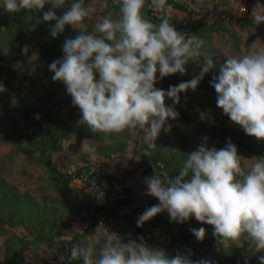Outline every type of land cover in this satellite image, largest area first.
<instances>
[{
  "label": "rangeland",
  "instance_id": "rangeland-1",
  "mask_svg": "<svg viewBox=\"0 0 264 264\" xmlns=\"http://www.w3.org/2000/svg\"><path fill=\"white\" fill-rule=\"evenodd\" d=\"M184 1L199 11L173 6H183ZM71 2L66 0L65 7ZM104 2L95 0L91 19L77 30L66 26L55 38L50 34L55 21H43V13L51 5L42 10L22 9V30L28 40L22 46L10 14L0 9V84L6 88L0 93V264H64L66 260L83 264L82 259L68 257L71 248L91 244L98 252L110 233L119 234L123 243L139 242L137 238L142 236L149 246L162 248L169 257L179 253L210 264H241L246 256L262 255L249 253L246 244L224 249L218 245L212 226L194 217L180 224L163 212L143 227L136 223L146 208L159 203L146 194L145 178L155 171L162 180L178 176L187 154L205 136L209 147L217 149L231 139L246 171L254 157H264V141L247 135L217 107V94L209 83L227 57L247 54L255 40L264 47V23L256 26L251 19L257 0H247L246 5L244 0H167L164 12H156L150 7L151 0H146V19L159 24L161 21L150 17H166L186 37L195 35L205 42L201 56L186 65L181 80L175 74L155 87L167 91L169 86L191 80L201 71L204 57L216 64L195 91L180 94L176 105L179 118H169L164 127L171 124V130L161 131L155 148L145 143L143 133L131 135L127 131L112 134V143L105 144L103 134L94 135L78 124L79 109L72 105L63 83L52 80L54 73L48 66L63 56L66 39L75 38L79 31L90 32L109 11L113 18L118 17L119 5L107 0L108 8H104ZM259 3L264 5V0ZM63 11L58 9L57 15ZM165 102L173 103L168 98ZM17 106H24L28 114L16 112ZM90 166L99 168L102 175L98 189L103 192L102 200L89 184L71 178ZM52 168L66 182L55 180ZM100 208L106 216L102 224L96 222ZM200 227L206 229L202 242L190 231Z\"/></svg>",
  "mask_w": 264,
  "mask_h": 264
},
{
  "label": "clouds",
  "instance_id": "clouds-1",
  "mask_svg": "<svg viewBox=\"0 0 264 264\" xmlns=\"http://www.w3.org/2000/svg\"><path fill=\"white\" fill-rule=\"evenodd\" d=\"M94 3L95 0H73L65 7L66 0H2L0 9L11 15L22 9L42 10L46 4L51 5L43 13V21H55L50 29L55 38L66 26L77 30V26L91 19ZM112 3L119 5L118 17L113 18L109 11L90 32L79 31L75 38L66 39L63 56L48 67L54 73L52 80L63 83L72 105L79 109V125L94 135L103 134L105 144L112 143V134L143 133L145 143L155 148L161 131L171 130V124L164 127L169 118H179L176 105L180 94L188 89L195 91L216 64L204 57L201 71L191 80L169 86L167 91L155 87L165 77L185 75L186 65L201 56L204 40L195 35L186 37L166 17L159 24L146 19V0ZM166 5L167 0H151L150 7L164 12ZM103 7L108 8L107 0ZM58 9H64L61 15H57ZM251 19L256 26L264 23V5L259 0ZM248 47L243 56L227 57L209 83L217 94V107L259 142L264 141V47H259L256 40ZM5 91L0 84V93ZM166 98L173 103L166 105ZM208 141L205 136L187 154L178 176L162 180L155 171L145 178L146 194L159 203L145 209L137 226L143 227L163 212L180 224L194 217L197 222L212 226L218 245L224 249L246 244L249 253H264V157H254L246 171L231 139L219 149L209 147ZM96 195L102 200V191ZM190 231L198 241L205 239L204 227ZM137 239L139 242L123 243L119 234L110 233L98 252L91 244L74 245L70 257L82 259L83 264H210L208 260L194 261L179 253L169 257L162 248L149 246L142 236ZM257 259L264 264V254Z\"/></svg>",
  "mask_w": 264,
  "mask_h": 264
},
{
  "label": "trees",
  "instance_id": "trees-1",
  "mask_svg": "<svg viewBox=\"0 0 264 264\" xmlns=\"http://www.w3.org/2000/svg\"><path fill=\"white\" fill-rule=\"evenodd\" d=\"M249 1V0H248ZM1 2H2V0H1ZM175 8H177V9H180V10H183V11H185L186 9L183 7V6H179V5H176V4H174L173 5ZM149 15H151V12L150 11H148L147 12ZM11 17V22L13 23V24H15V26H16V33H17V35L19 36V38H20V44H21V46L22 45H26L27 44V42H28V40H27V37L25 36V34L23 33V30H22V28H23V25H24V23H23V21H22V19H21V17H20V14H19V12H17V13H12L11 15H10ZM150 17V16H149ZM150 19L152 20V21H154V22H159V21H161V19H158V18H156V17H150ZM177 76H178V80H181L182 78V76L183 75H180L179 73H177ZM15 111L16 112H19V113H22L23 115H25V114H28V111L26 110V108H24V106L22 107V106H17L16 108H15ZM47 165H48V167L50 168L52 165H51V162L50 161H48L47 162ZM51 173H52V176H53V178L55 179V180H64V182H66V178H63L62 176H57V173H56V170H54L53 168H52V170H51ZM68 180L69 179H71V178H67ZM103 210V209H102ZM106 210H107V212H108V209H107V207H106ZM103 212H104V210H103ZM109 213V212H108ZM105 214V213H104ZM67 251V250H66ZM65 250H64V252H66ZM262 254H264V253H262ZM68 257H70V253H68ZM246 260H247V264H250V263H254V264H259V260L257 259V255H255V256H253V257H251L250 259H249V257L248 256H246V258L241 262V264H246ZM64 264H75V262H69L68 260H66V262L64 263Z\"/></svg>",
  "mask_w": 264,
  "mask_h": 264
},
{
  "label": "built area",
  "instance_id": "built-area-1",
  "mask_svg": "<svg viewBox=\"0 0 264 264\" xmlns=\"http://www.w3.org/2000/svg\"><path fill=\"white\" fill-rule=\"evenodd\" d=\"M245 4L247 3V0H244ZM183 7L185 9H188L191 12H198L199 10H197V8H192L189 7V4H192L191 2L188 1H184L181 2ZM248 5V4H247ZM101 173L99 168L97 167H87L86 169H84L82 172L78 173V174H74L71 176L73 181H78V182H83V183H87L90 185V188L93 190V192H98L99 189V182L101 180ZM106 220V216L103 212V210L100 208L97 212H96V222L102 224L104 223Z\"/></svg>",
  "mask_w": 264,
  "mask_h": 264
}]
</instances>
